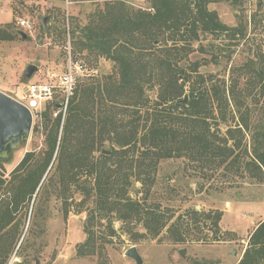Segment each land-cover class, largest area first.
Masks as SVG:
<instances>
[{
    "label": "trees",
    "instance_id": "16d2710c",
    "mask_svg": "<svg viewBox=\"0 0 264 264\" xmlns=\"http://www.w3.org/2000/svg\"><path fill=\"white\" fill-rule=\"evenodd\" d=\"M114 1L118 3L106 4L91 18L81 36L74 30L71 35L81 50L96 52L114 64L115 79L107 81L104 91L97 93L100 96L105 92L106 106L117 107L116 99H126L128 104L124 106L130 113L123 120L110 111L88 116L80 98L84 90L77 85L59 135L62 114L52 119L59 102L47 103L39 119L45 130L43 149L26 152L8 180L0 175V264L7 263L15 246L6 229L20 208L28 210L35 201L55 162L53 175L58 177L64 195V218L71 203L80 208L77 214L85 213V240L77 246L80 257L95 255L97 230L104 226L113 236L116 221L123 226L140 225L145 231L142 237L151 239L166 231L176 243L185 241L181 226L196 228L201 221H209L211 241H223L219 227L222 212L188 209L174 219L177 210L166 204L170 199L155 196L161 161L176 160L198 170L194 179L200 185L222 174L245 177L247 171L264 187V128L252 124L247 105L254 92L264 93V69L246 62L231 69L229 84H225L199 73L201 65L190 60L197 51L216 59L218 48L219 54L226 52L224 56L228 57L225 46L215 42L222 36L228 43L244 38L242 29L221 23L208 9L226 0H146L149 8L145 11H129L124 1ZM141 35L146 37V46L134 48V41ZM18 36L14 17L0 25V42H12ZM185 95L187 104L178 103ZM229 108L237 117V125L228 127L217 140L209 120L219 117L224 123ZM243 132L251 136L250 155L245 147L241 150V140L235 143L236 134L242 136ZM37 133L35 125L33 140ZM230 140L234 143L228 144ZM95 148L99 155L93 158ZM102 150L109 155L101 154ZM173 174L171 181L175 180ZM136 183L140 185L138 190ZM67 192L70 198L65 197ZM75 197H79L78 202ZM237 264H264V219L250 235Z\"/></svg>",
    "mask_w": 264,
    "mask_h": 264
},
{
    "label": "rangeland",
    "instance_id": "374dc122",
    "mask_svg": "<svg viewBox=\"0 0 264 264\" xmlns=\"http://www.w3.org/2000/svg\"><path fill=\"white\" fill-rule=\"evenodd\" d=\"M118 1L119 3L124 1L129 11H145L149 8L146 1ZM113 3L118 2L0 0V25L9 23L14 17L16 31L25 35V38L18 36L12 42H0V92L16 99L22 95L27 83L55 85L58 77L66 70L67 59L70 57L72 62L85 66L86 72L82 76L78 75L76 86H81L84 90L80 98L86 114L97 117L100 113L110 111L119 120L127 118L130 112L124 106L128 104L126 99H116L117 107L106 106L103 102L105 92L100 96L97 93L98 90L104 91L107 81L115 79L117 70L114 64L96 52L81 50V46H76L77 40L71 35L74 30L76 36H81L91 18L102 11L106 4ZM208 9L217 14L221 23L242 29L244 38L239 43H236L237 41L228 43L222 36L215 42V45L220 43L225 46L229 52L228 57L224 56L226 52L219 54L220 48L219 51L217 49L216 59L199 51L194 53L190 60L201 65L199 73L205 76L212 75L213 82L223 80L225 84H229L233 67L254 62L258 68L264 69V0H226L209 5ZM43 18H46L45 25L42 23ZM20 20L30 22L31 29L20 27L18 25ZM138 38L134 41L137 45H134V48L146 46L145 35ZM206 43L207 41L203 42ZM198 46L196 44L194 48L197 49ZM128 48L133 47L128 44ZM29 65L36 66L38 71L30 80H26L24 73ZM186 90L185 88V92ZM258 91L247 100V105L252 114V124L264 128V93L259 94ZM54 95L52 101L60 102V92L57 90ZM46 105L47 103L42 107V111ZM231 111V108L226 109L224 123L220 122L219 117L216 120H209V126L217 140H221L228 127L234 128L237 125V117ZM60 112V110L53 112L52 119ZM61 114L59 135L62 134L61 128L67 110ZM35 125L38 127V133L33 140L31 135ZM32 129L27 146L15 152L8 163H0V175L3 179H9L10 173L26 152L34 149L38 153L43 149L45 130L40 120H33ZM236 135L235 143L241 140V150L245 147L250 155L252 146L250 134L243 132L242 136ZM231 143L234 141L228 142ZM104 147L108 149L109 145L106 144ZM98 155L95 148L92 157L96 158ZM127 161H130L129 157ZM247 161L248 158L245 157V162ZM159 164L162 169L159 185L154 194L156 197L158 195L157 198L170 199L166 204L173 205L177 210L174 219L188 209L220 211L222 212L219 223L220 238L223 241H211L209 221H201L196 227L200 228L201 234L195 227H187L185 224L181 226L180 230L185 236L183 243L173 241L166 231L155 239L142 237L145 231L140 225L123 226L116 221L113 223L115 235L109 236L106 228L100 226L97 230L98 245L95 255L80 257L77 255V246L85 240L83 232L85 213L77 214L80 208L71 203L64 218L61 203L64 195L58 177L53 175L57 166L55 162L35 201L28 210L20 208L14 217V225L6 229L12 237V244H15L6 264H34L35 259L39 264H135L133 260L125 257V252L132 247L141 257L142 264H237L247 247L250 235L264 219V187L251 179L247 171L245 177L241 174L234 177L231 174L228 177L222 174L207 185H200V181L194 179V176H198L195 173L198 170L184 167L183 163L176 160L161 161ZM172 172L176 173L173 174L174 181L169 179ZM135 187L137 190L140 189L139 183H136ZM69 196L70 192H67L65 197ZM140 196L141 194L138 198ZM75 199L76 202L79 201V197ZM199 239L205 241H197Z\"/></svg>",
    "mask_w": 264,
    "mask_h": 264
},
{
    "label": "water",
    "instance_id": "95a60500",
    "mask_svg": "<svg viewBox=\"0 0 264 264\" xmlns=\"http://www.w3.org/2000/svg\"><path fill=\"white\" fill-rule=\"evenodd\" d=\"M42 23L45 25L46 18L42 19ZM18 34L21 38H25L23 33L18 31ZM37 71L36 66H27L24 73L26 80H30ZM187 101L188 96L185 95L178 103L187 104ZM32 123L33 120L27 108L0 92V163H8L15 152L27 146ZM101 154L109 155V152L102 150ZM125 257L133 260L135 264H142L141 257L134 247L125 252ZM34 264H39V261L35 259Z\"/></svg>",
    "mask_w": 264,
    "mask_h": 264
},
{
    "label": "built area",
    "instance_id": "2783aa9c",
    "mask_svg": "<svg viewBox=\"0 0 264 264\" xmlns=\"http://www.w3.org/2000/svg\"><path fill=\"white\" fill-rule=\"evenodd\" d=\"M18 25L27 30H30L32 26L30 22L23 20H20ZM84 72H86V70L82 63L72 62L70 57H68L66 70L58 77L55 85L47 83H27L22 95L14 100L29 110L32 120H39L42 107L46 103L52 102L55 91L58 90L61 94V101L58 103L57 109H59L57 111L60 110L64 113L69 100L73 96L78 75L82 76ZM56 115L57 114H55V117Z\"/></svg>",
    "mask_w": 264,
    "mask_h": 264
},
{
    "label": "crops",
    "instance_id": "0c3cea01",
    "mask_svg": "<svg viewBox=\"0 0 264 264\" xmlns=\"http://www.w3.org/2000/svg\"><path fill=\"white\" fill-rule=\"evenodd\" d=\"M130 1H132V2H145L146 0H130ZM9 20H10V16H9ZM9 22H11V21H9Z\"/></svg>",
    "mask_w": 264,
    "mask_h": 264
}]
</instances>
